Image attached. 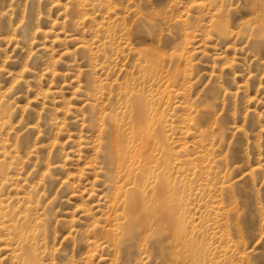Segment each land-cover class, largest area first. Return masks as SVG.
I'll return each instance as SVG.
<instances>
[{
  "label": "rangeland",
  "instance_id": "rangeland-1",
  "mask_svg": "<svg viewBox=\"0 0 264 264\" xmlns=\"http://www.w3.org/2000/svg\"><path fill=\"white\" fill-rule=\"evenodd\" d=\"M32 262L264 264V0H0V264Z\"/></svg>",
  "mask_w": 264,
  "mask_h": 264
},
{
  "label": "bare ground",
  "instance_id": "bare-ground-1",
  "mask_svg": "<svg viewBox=\"0 0 264 264\" xmlns=\"http://www.w3.org/2000/svg\"><path fill=\"white\" fill-rule=\"evenodd\" d=\"M137 105V104H136ZM140 106H141V104H140ZM137 107V106H136ZM140 108H142V107H140ZM139 110V109H138ZM134 112H135V110H134ZM138 117H141V120H143V122H144V120L146 119V116H145V114H144V111H142L141 109L138 111ZM150 116V115H149ZM153 117V116H152ZM136 119V118H135ZM135 119H134V121H135ZM139 120H140V118H138ZM150 119V118H149ZM141 120H140V122H141ZM153 121V120H152ZM138 122V121H137ZM136 122V123H137ZM134 123V122H133ZM147 123V122H146ZM141 125V124H140ZM135 126H137V125H135ZM145 126V125H144ZM134 127V126H133ZM150 127H152V126H150ZM134 128H136V127H134ZM137 129V128H136ZM149 130H150V128H149ZM152 130V129H151ZM150 130V131H151ZM146 132H147V130H146ZM134 133H135V131H134ZM140 133H142V132H140ZM149 133V132H148ZM153 133V132H152ZM154 134V133H153ZM150 135V134H149ZM137 136V135H136ZM155 136V135H154ZM143 140H144V138H143ZM149 140V139H148ZM147 140V141H148ZM151 140V139H150ZM142 143H143V141L140 143V146L142 145ZM150 143V142H149ZM138 144H139V142H138ZM152 144V143H151ZM165 146V145H164ZM149 147H150V145H149ZM155 147V146H154ZM171 149V148H170ZM114 150H115V148H114ZM139 150H140V148H139ZM147 150V149H146ZM152 150V149H151ZM150 150V151H151ZM136 151H138V150H136ZM146 151H144V153H145ZM165 152V151H164ZM116 154V153H115ZM150 154V153H149ZM112 155V154H111ZM110 155V156H111ZM137 155H139V154H137ZM142 155V154H141ZM113 156V155H112ZM111 156V157H112ZM135 156V155H134ZM109 157V156H108ZM117 156H115V157H112L113 159H111V162H110V160H109V163H110V166L109 167H111V170H112V175L110 176V181H111V186L114 188V192H113V197H112V206H116L115 205V202L117 201V199H118V196H119V193H120V191H121V189H122V187H121V185H116V184H114V183H117V180H118V177H119V171L121 170L123 173H124V177H126V176H128V175H130V170H132L131 169V167H130V165H132L131 164V162L130 161H128V164L127 165H125V164H122V162L119 160V159H117L116 158ZM139 157H140V155H139ZM110 159V158H109ZM145 160V159H144ZM172 160V159H171ZM141 161V160H140ZM132 162H134V160L132 159ZM108 163V164H109ZM145 167V166H144ZM143 167V168H144ZM138 168V167H137ZM142 168V167H141ZM110 170V171H111ZM140 171V170H139ZM135 176H137L136 174H135ZM124 177L122 178L123 180H124ZM108 178V177H107ZM127 179H128V177H126ZM141 178V177H140ZM121 179V180H122ZM120 180V181H121ZM122 180V181H123ZM138 180H140V179H138ZM119 181V182H120ZM121 181V182H122ZM134 182V181H133ZM132 182V184H134ZM137 184V183H136ZM136 188V187H135ZM126 194H128V193H126ZM128 202V204H131L132 203V200H131V202L130 201H127ZM133 203H135V202H133ZM136 204H137V201H136ZM135 205V204H134ZM164 205V204H163ZM135 206H137V205H135ZM157 206V205H156ZM162 206V205H161ZM139 207V206H138ZM135 208V207H134ZM114 209V208H113ZM131 209V208H130ZM133 209V208H132ZM117 210V209H116ZM136 211V210H135ZM160 211H161V209H160ZM164 211V210H163ZM111 213V212H110ZM132 213V212H131ZM134 216V215H133ZM27 251V250H26ZM29 252V251H28ZM29 254V253H28ZM30 255V254H29ZM35 257V256H34ZM30 259V258H29ZM33 259H31V261H32ZM32 264H33V262H32Z\"/></svg>",
  "mask_w": 264,
  "mask_h": 264
}]
</instances>
